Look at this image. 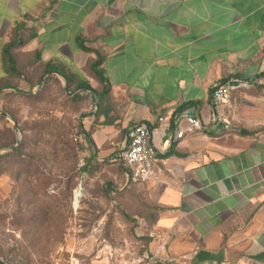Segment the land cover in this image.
Segmentation results:
<instances>
[{
  "label": "crops",
  "instance_id": "crops-1",
  "mask_svg": "<svg viewBox=\"0 0 264 264\" xmlns=\"http://www.w3.org/2000/svg\"><path fill=\"white\" fill-rule=\"evenodd\" d=\"M10 44L19 77L4 72ZM48 67L110 84L107 119L96 105L81 127L95 162H115L128 130L147 126L161 174L142 187L168 257L264 264V0H0V81L65 85ZM232 78L253 84L231 92L220 132L211 92ZM192 108L208 130L177 140Z\"/></svg>",
  "mask_w": 264,
  "mask_h": 264
},
{
  "label": "rangeland",
  "instance_id": "rangeland-1",
  "mask_svg": "<svg viewBox=\"0 0 264 264\" xmlns=\"http://www.w3.org/2000/svg\"><path fill=\"white\" fill-rule=\"evenodd\" d=\"M14 84L0 95V264H68L104 251L125 264L152 251L161 235L150 191L129 183L120 158L97 163L82 150L91 100L61 82L31 95Z\"/></svg>",
  "mask_w": 264,
  "mask_h": 264
},
{
  "label": "built area",
  "instance_id": "built-area-1",
  "mask_svg": "<svg viewBox=\"0 0 264 264\" xmlns=\"http://www.w3.org/2000/svg\"><path fill=\"white\" fill-rule=\"evenodd\" d=\"M252 84L250 81L232 78L212 90L211 105L215 113V128L220 132L230 129V124L222 115L221 109L228 104L231 92L235 90H248L252 87ZM181 118L185 122L186 128L181 129L178 125V130L175 134L177 140L196 132L208 130L199 120L196 109L192 108L184 111L181 114ZM120 159L127 171L128 181L131 185H143L155 182L161 174L158 154L149 143L148 128L144 124L134 125L128 130L127 142L120 154ZM167 244L168 241L160 236L152 251L143 254L137 261H127L125 264H187L185 258L174 260L168 257L166 255ZM68 264H115V256L111 251H104L90 260L70 259Z\"/></svg>",
  "mask_w": 264,
  "mask_h": 264
},
{
  "label": "trees",
  "instance_id": "trees-1",
  "mask_svg": "<svg viewBox=\"0 0 264 264\" xmlns=\"http://www.w3.org/2000/svg\"><path fill=\"white\" fill-rule=\"evenodd\" d=\"M12 45H8L6 48L3 49L2 52V64L4 66V72L9 77H19L20 72L15 67V62L12 57V54L10 52ZM55 73L56 75H59L63 77L65 80V87L68 95H72L71 97L75 100L80 99L79 97H85L89 100H91L93 108L97 105L98 112L96 115H102L107 119L109 113L111 112L110 108V101H109V92H110V84L109 82L103 78L100 72H96L97 82L99 85L98 90H93L91 86L89 85V82L87 80H69V76L66 75L63 71L55 70L52 68H46L45 74L48 73ZM21 81V80H19ZM29 84V91L28 94H32V90L37 89L38 84L33 85L28 80H23ZM49 81H53L56 83H59V80H42V83L38 89L43 88ZM16 90L15 84L12 85L10 83H6L4 81H0V95L3 92H14ZM107 123V121L105 122ZM82 127V126H81ZM79 137L88 143V147H82V150L87 153L90 156V159L93 160V154L90 150V146L92 145L89 133L83 132L81 128V133ZM136 186V185H135Z\"/></svg>",
  "mask_w": 264,
  "mask_h": 264
},
{
  "label": "bare ground",
  "instance_id": "bare-ground-1",
  "mask_svg": "<svg viewBox=\"0 0 264 264\" xmlns=\"http://www.w3.org/2000/svg\"><path fill=\"white\" fill-rule=\"evenodd\" d=\"M79 197L78 192H75V194L73 195L74 201Z\"/></svg>",
  "mask_w": 264,
  "mask_h": 264
}]
</instances>
